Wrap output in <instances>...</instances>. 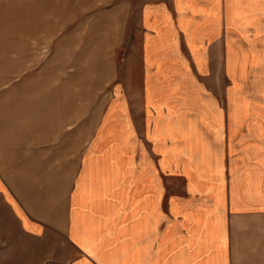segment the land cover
<instances>
[{"label":"crops","instance_id":"0c3cea01","mask_svg":"<svg viewBox=\"0 0 264 264\" xmlns=\"http://www.w3.org/2000/svg\"><path fill=\"white\" fill-rule=\"evenodd\" d=\"M132 11L0 0V82L71 71L0 96V262L264 264V0Z\"/></svg>","mask_w":264,"mask_h":264},{"label":"rangeland","instance_id":"374dc122","mask_svg":"<svg viewBox=\"0 0 264 264\" xmlns=\"http://www.w3.org/2000/svg\"><path fill=\"white\" fill-rule=\"evenodd\" d=\"M130 1L133 5L132 21H133V24L135 25L136 10H137L138 5H140L142 2L148 1V0H130ZM1 73H2V71H1ZM40 73H43L42 75H45L47 73L48 74H52V73L58 74L59 79L64 80L65 76L67 74L71 73V71H42L41 72V71L23 70V71H18L15 74L11 73V75L9 73H5L6 79L1 80V82H0V96H8V95H12L14 93H19V90L22 89L23 87H26V88L31 87L32 86V85L30 86V81H32L31 79H33L34 77H38L40 75ZM76 88H78V87H76ZM63 89L68 90L69 87L65 85L63 87ZM64 98L66 99L65 104L70 105L71 104V100H70L71 97H64ZM90 99H91V97H79V99H77L76 97H73L74 108H79L81 110L87 109V107H88L87 105H88V102ZM93 99H97L96 104H98L102 101L103 98L102 97H93ZM63 255H64L65 260H67L68 258H70L72 256V250L66 244L63 247ZM0 264H7V262H0ZM64 264H66V261L64 262Z\"/></svg>","mask_w":264,"mask_h":264}]
</instances>
